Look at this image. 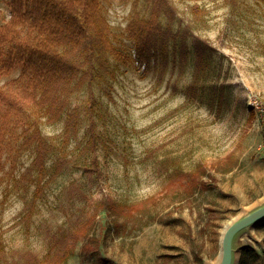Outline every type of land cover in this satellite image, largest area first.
I'll return each mask as SVG.
<instances>
[{"label": "rangeland", "instance_id": "rangeland-1", "mask_svg": "<svg viewBox=\"0 0 264 264\" xmlns=\"http://www.w3.org/2000/svg\"><path fill=\"white\" fill-rule=\"evenodd\" d=\"M132 1L104 2L113 32L123 31ZM174 3L177 19L184 23L192 20L190 5L204 9L205 23L196 24L193 31L215 48L196 96L187 98L192 52L182 72L173 71L169 62L161 80L155 71L144 75L131 61L110 58L113 76L94 87L103 111L97 118L103 140L97 151L102 187L81 165L82 125L70 144L71 162L46 187L28 225L24 205L33 186L22 191L15 182L32 152L23 151L13 171L8 152H3L0 264H21L20 255L27 249L37 255L47 250L46 233L70 225L81 204L70 190L74 184L94 196L103 188L126 207L141 209L101 211L90 232L98 240L96 251H82L80 239L62 264H217L226 224L264 202V3ZM7 16L6 0H0V24ZM120 45L132 55L130 40L123 37ZM188 48L192 51L190 39ZM40 127L43 134L56 136L62 122ZM174 168L199 175L209 187L188 195L185 187L191 177L169 176ZM235 256V264H264V220L238 235Z\"/></svg>", "mask_w": 264, "mask_h": 264}, {"label": "trees", "instance_id": "trees-1", "mask_svg": "<svg viewBox=\"0 0 264 264\" xmlns=\"http://www.w3.org/2000/svg\"><path fill=\"white\" fill-rule=\"evenodd\" d=\"M107 1L110 0H6L8 16L0 24V79L6 78L0 83V156L8 152L13 171L18 156L25 150L32 152L30 163L15 182L22 191L33 186L24 205L28 225L46 187L71 162L70 144L82 125L78 151L81 165L87 177L102 187L97 151L103 140L97 118L103 117V111L94 87L113 76L110 58L129 60L144 75L155 71L161 80L169 62L173 71L177 68L182 72L192 52L194 70L187 87L189 98L196 96L193 93L201 87L215 52L207 39L193 31L196 24L205 23V11L196 3L188 7L192 20L184 23L177 19L174 0H133L123 31L115 33L104 14L103 4ZM238 1L226 0L231 6ZM123 37L130 40L132 55L121 47ZM15 71L17 75L10 77ZM82 92L84 96L74 101ZM218 102L220 105L221 96ZM60 121L58 135L43 134L42 123ZM260 122L264 125V114ZM182 174L191 177L185 183L188 195L209 187L192 172L174 168L169 176L178 178ZM70 190L81 200L70 225L48 231L47 250L41 255L25 250L20 255L21 264H62L80 239L84 240L82 251L94 252L98 240L90 232L101 211L133 213L141 209L126 207L103 188L98 196L76 184ZM3 250L0 241V255Z\"/></svg>", "mask_w": 264, "mask_h": 264}, {"label": "water", "instance_id": "water-1", "mask_svg": "<svg viewBox=\"0 0 264 264\" xmlns=\"http://www.w3.org/2000/svg\"><path fill=\"white\" fill-rule=\"evenodd\" d=\"M263 220L264 202L228 222L220 238V253L217 264H235V242L238 235Z\"/></svg>", "mask_w": 264, "mask_h": 264}, {"label": "crops", "instance_id": "crops-1", "mask_svg": "<svg viewBox=\"0 0 264 264\" xmlns=\"http://www.w3.org/2000/svg\"><path fill=\"white\" fill-rule=\"evenodd\" d=\"M212 244H213V243H212ZM218 251H219V253H220V244H219V250H218Z\"/></svg>", "mask_w": 264, "mask_h": 264}]
</instances>
